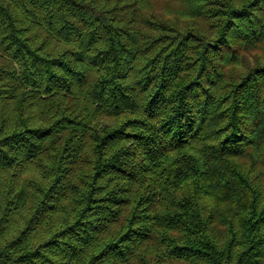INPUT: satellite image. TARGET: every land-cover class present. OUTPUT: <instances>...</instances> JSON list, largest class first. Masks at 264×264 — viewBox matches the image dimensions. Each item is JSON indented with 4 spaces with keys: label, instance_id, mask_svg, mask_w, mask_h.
Listing matches in <instances>:
<instances>
[{
    "label": "trees",
    "instance_id": "16d2710c",
    "mask_svg": "<svg viewBox=\"0 0 264 264\" xmlns=\"http://www.w3.org/2000/svg\"><path fill=\"white\" fill-rule=\"evenodd\" d=\"M0 264H264V0H0Z\"/></svg>",
    "mask_w": 264,
    "mask_h": 264
}]
</instances>
